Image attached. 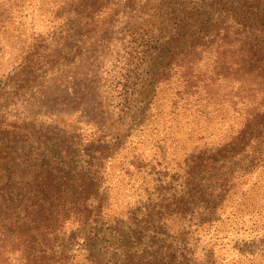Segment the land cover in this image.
Returning <instances> with one entry per match:
<instances>
[{"label": "rangeland", "instance_id": "374dc122", "mask_svg": "<svg viewBox=\"0 0 264 264\" xmlns=\"http://www.w3.org/2000/svg\"><path fill=\"white\" fill-rule=\"evenodd\" d=\"M32 5L0 26V235L9 236H0V257L7 256L0 264H23V248L12 247L15 227L41 219L57 202L66 206L58 210L67 223L49 253L74 264H153L155 256L158 264H184L177 248L191 240L223 264H237L261 231L247 216L226 218L228 207L215 230H195L208 199L190 168L232 122L205 126L173 103L183 76L202 86L223 60L233 75L234 46L215 51L204 37L202 47L191 46L228 21L263 35L257 17L264 0ZM230 88L237 85L220 91Z\"/></svg>", "mask_w": 264, "mask_h": 264}, {"label": "trees", "instance_id": "16d2710c", "mask_svg": "<svg viewBox=\"0 0 264 264\" xmlns=\"http://www.w3.org/2000/svg\"><path fill=\"white\" fill-rule=\"evenodd\" d=\"M34 5L32 0H0V26L27 9H33ZM257 19L262 21L264 14H259ZM228 22L226 27H215L208 36H202V39L195 42L191 48L202 47L198 43L204 38L207 39L209 47L214 48L215 51L234 46L232 48L235 52L238 51L239 58L236 59L235 56L231 58L233 75L229 76L225 73L227 63L223 60L221 63H214L217 67L215 75L212 76L210 72L207 83L205 80L201 81L202 86L194 85L195 80L191 78L186 80L183 76L181 82L180 79L177 80L178 87L173 106L188 112L187 118L192 115L190 117L192 120L232 122L215 146L211 145L198 152L191 160L193 177L205 188L208 199L204 203V216H200L201 221L195 223V230L200 231L202 228L206 232L215 230L217 225L223 222L219 218L221 215L219 212L223 210L222 213L225 214L226 207H228L226 218L247 216L252 222L251 226L261 232L258 243L257 238L253 237L249 244L244 245L245 252L240 251L237 254L236 263L264 264V34L261 35L260 32L257 36H250L245 30L239 32L236 26L232 25L235 24L232 21ZM221 25L225 26V24ZM229 51L227 50V53ZM194 56V52L191 51L186 58L189 57L187 60L191 62ZM178 67L180 68L179 65ZM166 78L167 75L162 81H166ZM236 85L235 92L231 88L228 92L220 91L221 88ZM199 91H203L205 96ZM208 125L209 122L205 126ZM174 128L180 129L177 124ZM212 132L213 128L209 129L205 137L214 134ZM203 135L200 134L199 138ZM199 190L196 191L197 194ZM101 191L106 193L103 189ZM227 201L229 204L226 206ZM102 204L105 207L101 205L98 214L103 208L102 215H104L108 204L105 202ZM60 207H62L61 203L57 202L49 206L48 212L41 219L32 220L29 225L15 227V238H11L12 247L18 245L23 248L20 255L23 264H74L73 258L67 257L64 260L49 253L54 241L52 238H55L58 231L67 223L65 215L58 210ZM67 209L73 213V208L68 206ZM43 213L44 211L41 214ZM259 220L262 221V226L257 225ZM122 233V239H127L128 233L132 231L129 229ZM262 244L263 252L259 250ZM177 249L178 260L184 264H223V259L218 260L211 249L199 246L198 240L184 242ZM6 257L2 255L0 261L3 262ZM92 258L91 256L89 261L87 259L88 262L85 260L84 262L89 263ZM173 260L176 259L160 264H172ZM150 262L148 264L152 263ZM158 263L159 258L155 256L153 264Z\"/></svg>", "mask_w": 264, "mask_h": 264}]
</instances>
